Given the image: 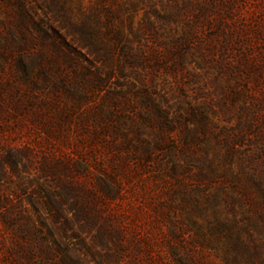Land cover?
I'll return each mask as SVG.
<instances>
[{"label": "rangeland", "instance_id": "rangeland-1", "mask_svg": "<svg viewBox=\"0 0 264 264\" xmlns=\"http://www.w3.org/2000/svg\"><path fill=\"white\" fill-rule=\"evenodd\" d=\"M62 1L113 56L42 73L0 0V264L248 263L189 206L264 174V0Z\"/></svg>", "mask_w": 264, "mask_h": 264}, {"label": "trees", "instance_id": "trees-1", "mask_svg": "<svg viewBox=\"0 0 264 264\" xmlns=\"http://www.w3.org/2000/svg\"><path fill=\"white\" fill-rule=\"evenodd\" d=\"M31 1L4 0L5 5L16 8L12 12L14 16L11 17L17 24L18 37L14 35L13 38L16 48L36 52L37 57L29 59L31 66H38L42 73H47L49 69L61 64L93 69H96L97 63L102 66L111 64L113 53L106 49L103 42L109 31L104 33L105 36L101 33V27L105 25L97 8H93L92 12L80 19L75 14L63 13L65 3L62 0ZM39 13L44 16L41 22L38 20ZM116 42L119 40L116 39ZM85 55L92 58L84 60L83 64L80 58ZM94 78L100 81L98 76ZM210 167L209 172L202 176L212 181L215 176L212 175ZM222 176L224 182L235 184L236 189L233 190H236V196H230L223 191L221 196H207L203 210L199 209L195 200H191L190 211L197 210L196 213L199 211V215L206 217L210 212L214 214V224L208 221L213 225L208 230V236L200 232L194 241L200 245L222 249L225 254L228 250L238 249L241 254L248 255L250 260L246 264H264V256L257 244L259 240L253 238V235L264 238V174L256 176L251 173L242 181L231 169H227ZM218 206L222 208L214 211ZM222 245L226 246L222 248ZM231 263L244 264L236 259Z\"/></svg>", "mask_w": 264, "mask_h": 264}]
</instances>
